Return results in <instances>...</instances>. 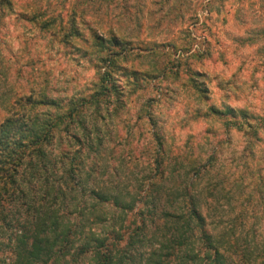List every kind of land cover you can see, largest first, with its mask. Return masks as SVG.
<instances>
[{"label": "rangeland", "instance_id": "obj_1", "mask_svg": "<svg viewBox=\"0 0 264 264\" xmlns=\"http://www.w3.org/2000/svg\"><path fill=\"white\" fill-rule=\"evenodd\" d=\"M19 1L0 18V122L21 98L67 102L92 91L106 51L97 35L127 43L116 47V89L82 111L98 149L77 127L80 139L65 135L64 151L68 166L79 162V196L101 186L136 206L96 205L86 194L83 205L97 208L86 232L123 234L113 246L123 264H150L154 252L186 264L172 237L182 220L164 212L187 215L193 199L226 263L264 264V0L80 2L87 12L69 44L55 27L20 14L59 0ZM1 231L0 258L10 259Z\"/></svg>", "mask_w": 264, "mask_h": 264}, {"label": "trees", "instance_id": "obj_2", "mask_svg": "<svg viewBox=\"0 0 264 264\" xmlns=\"http://www.w3.org/2000/svg\"><path fill=\"white\" fill-rule=\"evenodd\" d=\"M101 1L105 0H74L70 5L68 0H59L54 11L55 7L49 4L44 8H29L30 12L20 11V14L32 15L31 20L42 28L55 27L56 34H62V42L69 44L74 36L80 34V23L87 12L85 8H80L79 3L90 4L91 8ZM19 3L22 4L19 0H0V18L8 15L7 12L12 11L14 14ZM24 6L29 7V3ZM111 34L108 39L102 35L95 37L98 46L106 51L99 56L104 65L100 63L98 66L99 81L92 91L83 92L67 102L47 96L21 98L18 110L7 114L0 122V229L6 245L12 246V258L3 256L0 264L125 262L113 249L117 240L124 238L123 234L113 239L110 234L97 233L91 228V232H86V222L89 221L87 213L91 217L97 208L93 204L87 210L83 205L87 192L83 189L81 196L77 194L81 178L74 174V165L78 168L79 162L74 157L76 163L68 166L64 151L67 141L65 135L71 140H79V130L86 134L89 149H98V139L92 134L94 128L86 123L82 111L89 107H100L106 102L107 94L116 89L115 56L119 54L116 47L123 45L122 50H126L127 43L117 34ZM51 107L55 111H51ZM77 127L79 130L75 131ZM156 174L149 178L147 192L155 184L153 177ZM88 191L87 196L96 199V205L113 201L124 211L136 206L131 200L121 199L120 193L103 190L101 186L91 187ZM187 206V215L164 212L165 217L175 218L174 222L182 220L180 226L176 225L179 229L177 234L172 237L180 248L184 247L178 253L183 263L229 264L215 237L207 232L206 218L198 211L193 199L188 201ZM145 211L143 208L138 209L141 214L139 219L143 223L146 221ZM136 234L131 233L128 238L135 239ZM148 262L171 264L168 255L163 257L155 255V252Z\"/></svg>", "mask_w": 264, "mask_h": 264}]
</instances>
